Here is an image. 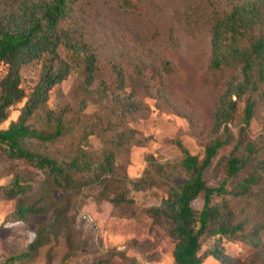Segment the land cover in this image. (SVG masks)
Segmentation results:
<instances>
[{"label": "rangeland", "instance_id": "374dc122", "mask_svg": "<svg viewBox=\"0 0 264 264\" xmlns=\"http://www.w3.org/2000/svg\"><path fill=\"white\" fill-rule=\"evenodd\" d=\"M22 0H0V9L10 10ZM38 1V0H34ZM237 4L247 7L242 26L244 36L236 37L240 47H248L255 39L264 37V0H69L70 13L62 27L74 39L82 40L93 49L98 58L99 74L89 95L81 85L83 77L73 72L50 94L48 106L67 114L71 131L54 145L31 141L39 152L50 153L61 159H70L82 144L94 157L107 148L110 137L124 126H130L153 140L145 146L131 145L123 155V171L128 179L143 176L152 157L157 162L178 164L182 152L176 144L180 139L192 154L203 156L206 144L213 138L214 115L226 84L240 74L238 67L221 69L209 67L213 51L214 16L230 12ZM233 35L226 34L231 42ZM66 57L67 51L61 49ZM122 65L126 88L121 96L132 95L136 110L123 119L121 109L111 100L101 103L95 91L100 81L113 85L114 66ZM7 64L0 65V79ZM37 65L21 72L22 86L30 91L39 80ZM255 117L248 131V141L264 144V83L259 92ZM86 100V103L84 101ZM25 101L11 107L6 128L21 113ZM245 102L239 103L235 120L230 125L235 140L242 126ZM34 128H41L38 115L30 118ZM221 150L205 172L210 186H219L226 178ZM264 157V153L262 155ZM247 172H243L242 175ZM17 174L29 178L32 190L26 200L36 198L43 181L42 172L22 160L8 158L0 152V186L8 184ZM242 175L228 180L227 189H233ZM187 176L176 174L175 184L185 182ZM57 200L64 193L55 191ZM135 202L115 206L108 201H97L80 195L71 211L70 222L75 240L69 242L62 231L40 248L30 262L4 263L26 250L37 230L47 223L48 215H33L27 221L6 220L16 207L17 199L0 197V264H62L69 253L82 251L68 258L64 264H175V240L170 222L155 217L149 211L166 197L163 188L135 191ZM226 203L239 211L245 231L264 220V179L248 196L227 195ZM202 208L203 199L193 202ZM226 252L234 258L231 264H264V245L255 247L242 240L226 243ZM203 264H224L208 257Z\"/></svg>", "mask_w": 264, "mask_h": 264}, {"label": "trees", "instance_id": "16d2710c", "mask_svg": "<svg viewBox=\"0 0 264 264\" xmlns=\"http://www.w3.org/2000/svg\"><path fill=\"white\" fill-rule=\"evenodd\" d=\"M246 12L245 5L237 4L230 12L214 16L213 55L209 67L234 66L240 69V74L226 84L214 115V136L206 144L203 156L192 154L177 139L182 152L178 164L157 162L150 157L143 176L130 180L123 171V155L131 145L145 146L153 140V135L130 126L115 132L99 157H94L82 144L70 159L39 152L30 146L34 140L54 145L71 131L66 112L48 106L55 86L77 72L83 77L84 93L89 95L94 92L92 85L99 74L93 49L88 43L74 39L62 27L70 13L69 0H22L10 10L0 9V65L7 64L6 74L0 79V152L10 159L22 160L43 174L37 196L30 201L26 200V195L32 185L26 175L17 174L8 184L0 186V197L17 199L15 209L5 219L27 221L33 215L49 216L26 250L8 257L4 263L32 261L40 248L62 231L69 242L74 241L69 212L80 195L120 206L135 202L133 192L150 188L166 191V197L149 211L170 222L175 240V264H203L208 257L231 264L234 258L226 252L227 242L242 240L255 247L264 245V220L245 231L243 221L238 220L239 211L226 203L227 195L248 196L264 179V144L247 139L257 107L253 94L259 92L264 83V37L255 39L246 48L238 45L236 37L245 34L242 26ZM227 33L233 35L231 42L225 41ZM62 48L67 51L66 57L61 54ZM30 65H37L40 74L37 84L27 91L22 86L21 72ZM114 71L115 83L108 85L100 81L95 92L101 103L111 100L118 105L122 118L126 119L136 110L135 101L132 95L121 96L126 88L122 65H115ZM24 100L18 118L4 128L11 107ZM241 101L245 102L243 124L235 140L230 125ZM34 115L40 117L41 128L30 125L29 120ZM228 148L229 152L223 156L226 178L219 186H210L205 172L218 152ZM243 172L247 173L242 175ZM176 174L187 176L186 181L179 185L173 183ZM238 175H242L241 180L228 190V180ZM55 191L65 194L62 200L55 198ZM199 197L203 199V206L197 209L193 202ZM81 245L78 240L75 255L82 251ZM73 255L74 252L69 253L68 258Z\"/></svg>", "mask_w": 264, "mask_h": 264}]
</instances>
